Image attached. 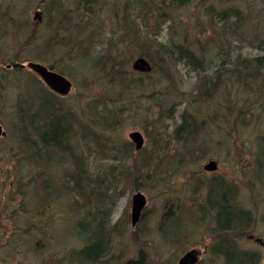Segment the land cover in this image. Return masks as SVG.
Segmentation results:
<instances>
[{
    "label": "rangeland",
    "instance_id": "374dc122",
    "mask_svg": "<svg viewBox=\"0 0 264 264\" xmlns=\"http://www.w3.org/2000/svg\"><path fill=\"white\" fill-rule=\"evenodd\" d=\"M48 1L0 0V90H4L3 97H6H0V124L7 132L6 137L0 138V264H51V260L66 264L69 258L66 253L70 248L81 245L80 235L84 233L79 228V220L86 216L85 211L79 208L84 202L79 197L66 196L64 183L69 179L66 172H63L66 166H57L56 173L49 170L59 185L56 196L53 199H44L42 196L32 204L27 200L28 210L44 203L41 212L49 222L46 231L39 229L37 235L47 237V252L39 251L37 256L42 255L36 257L27 251V247L13 249L5 245L13 244L15 239L12 238L16 226H13L10 219L14 215L11 210L18 207L22 199L12 194L14 175L19 173V168L24 170L23 165H16V159H21L18 154L22 147L17 141L14 107L12 110L19 96L15 84L22 83V86L28 87L34 81L32 86L35 88L31 86L33 89L40 90L42 86L28 70H24L21 75H10V68H13L15 62L29 61L52 64L65 73L74 87L64 103L84 118L88 124L83 122L90 128L99 130V127H95L98 121L97 124L90 122V117L94 116L91 114L92 101L101 95L105 99H109L106 96L117 98L113 102L107 101L111 107L118 108V113L121 110L125 112L124 122L117 128L105 131L108 145L124 147L129 141V133L139 131L145 139L141 149L144 158L153 161L155 167L159 158L173 160L171 166L159 172L157 177L149 174L155 170L153 168L148 175L141 174L138 178L134 176L132 183L118 185L101 205L108 227L117 225L118 231L114 230L113 233L114 247L116 251L122 248L124 260L137 256L141 250L147 253L148 264H176L185 252L199 249L202 263L222 264V259L215 260L214 257L213 261V255L209 252L213 243L210 229L213 222L210 216L192 225L178 244L169 243L162 236L160 228L168 198L178 202L177 208L181 207L182 211L188 209L192 214L191 209L201 198L191 196L195 179L208 181L214 176H223L235 182L239 204L253 210L256 215V226L242 239H237L238 246L259 250L262 255L259 264H264V162H261V172L255 170L260 147L257 139L264 135V87L253 81L244 84L238 80L237 73L232 71L238 58L264 56V0H192L177 6L173 0H100L94 7L93 16L85 15L82 18L74 11H67L70 23L68 31L53 41L43 36L51 30L47 28V22L44 23L48 18L50 20L49 14L44 11ZM36 11L42 13L43 20L32 26ZM236 11L245 17L238 26L233 17L228 21L219 19L223 12L232 14ZM89 18L92 20L90 25ZM74 24L80 27L75 29ZM30 27L38 30L32 39L30 35L34 30ZM84 34L87 35L82 38ZM135 36H139V40H135ZM157 43H185L197 51H202L203 45L208 43L210 49L199 72L184 62H173L169 64L170 79H167L161 72L164 63L156 56L159 47L150 46ZM86 51L91 54V57H87L90 63L94 57L99 58L105 54L114 56L111 59L121 63V69L128 77L138 78L134 85L139 87L130 89L121 80L122 86L119 78L111 84V77L102 78L99 65H94L93 72L90 63L86 67L80 65L82 52L84 54ZM146 51L154 55L152 59L157 63H154L155 71L152 74L140 73L132 68L137 57L149 61L144 56ZM218 53H221L219 58ZM70 56L74 59L69 60ZM244 62L248 64L241 60V65ZM220 65L222 69L218 74H221L222 84L219 86L213 83V79ZM126 75L122 74L129 83ZM202 81L208 83L205 99L204 95L199 97L194 93ZM161 97L166 98L165 106L157 107L155 103ZM170 105L175 107L173 118L168 117ZM236 108L240 111L229 113ZM184 115L194 123L195 134L185 145H180L173 138V133ZM230 117L233 120L227 123ZM193 144L198 145L199 149H195ZM87 147L91 150L88 167L93 177L99 175L103 178L109 165H118L109 155H101L90 144ZM134 151L133 156L125 159L126 163L132 164L139 160L138 152ZM160 151L164 155L158 158ZM210 160L218 162L216 172L204 171V165ZM244 161L251 164L250 169L244 170ZM24 175L27 176L24 181L28 180L30 171ZM62 184L63 189L60 186ZM138 191L147 197V204L140 224L133 228L129 221L131 198ZM74 200H79L78 210L73 205ZM92 211L96 213V206ZM15 212L22 216V222H27L23 211L16 209ZM183 216L186 221L191 220L189 213ZM20 233V230L15 232L17 235ZM116 251L114 253L117 257L119 253Z\"/></svg>",
    "mask_w": 264,
    "mask_h": 264
},
{
    "label": "trees",
    "instance_id": "16d2710c",
    "mask_svg": "<svg viewBox=\"0 0 264 264\" xmlns=\"http://www.w3.org/2000/svg\"><path fill=\"white\" fill-rule=\"evenodd\" d=\"M191 1L192 0H173L176 6ZM99 3L100 0H49L44 11L49 14L50 20L48 18V21H44V23L47 22V28L51 30L49 32L47 31L43 36L47 37L49 41L57 40L55 39L57 36L61 33H67L68 31L70 23L66 16L68 13L67 11H74L82 18H84L85 15L93 16L94 7ZM231 17L237 22V26L245 19L238 11L232 14L223 12L219 19L228 21ZM91 22L92 20L89 18V25ZM32 24V26H35L38 23L33 22ZM79 27V24L73 25L75 29ZM31 28L32 27H30V29ZM32 30L34 31L31 35L29 34L30 39H32L34 35H37L38 32L37 29L32 28ZM86 35L87 34H84V36L81 37L85 38ZM137 37L139 36H135V40H139ZM262 42L264 43V40ZM49 44L53 43H48V45ZM150 46L152 48L154 46L159 47H157L156 56L164 63L161 72L167 79H170V72H168L169 64L173 62H184V64L199 72L203 67L206 55L210 49L208 43L203 45L202 51H197L185 43H176L172 45L157 43ZM218 54L219 56L217 58L220 57L221 53ZM90 55L89 51H86L84 54L82 52L83 57L81 56L80 58V65H84L85 67L89 66L88 63L90 62H88L87 57H91ZM144 56H147L152 63V71L149 73L152 74V72L155 71L154 63L157 64L152 59L154 55L146 51V55ZM102 57L105 59H102ZM102 57H94L91 59L90 68L92 72V68L94 69V65L97 64L100 66V71L103 73V79L107 76L111 77L109 79L111 84L116 82L114 79L118 80L119 78L120 80L118 81H120L122 86V81H124L125 85L129 86L130 89L139 87V85H134L138 78L128 77L125 71L121 69V63H118L116 59H111L114 56L105 54L102 55ZM68 59L74 58L70 56ZM241 60L247 61L248 64L244 62L241 65ZM119 64L120 70L118 69ZM234 65L235 67L232 71L237 73L240 82L247 84L253 81L260 87H264V56L252 59L238 58ZM49 66L65 75L61 69L56 68L54 65L51 64ZM10 69V75L13 73L23 74V70L16 65ZM220 69H222L221 65L219 69L215 70L217 71V75H215L213 79V83H217L219 86L222 84L221 74H218ZM30 73L35 78V81H39L42 86L40 90L33 89L32 87L34 86H32V83L34 81L28 87L22 86V83L15 84L19 90L20 98H24L22 99L23 103L20 101L12 106V110L14 107L13 114L16 115L14 123L16 126L17 141L22 147L18 154L21 159H19V157L16 159V165H23L24 170L19 168V173L14 175L13 184H15V187L14 190H12V194L13 196L16 194L22 199L19 206L11 210L12 213L14 212V215H12L10 219L14 223L13 226H16V229L12 231V238L14 237L15 239L13 244L5 243V245L13 249L27 247V251H30V254L32 253V255L36 257L42 255L40 254L37 256L39 251L43 252L45 250L47 252V237L45 238V235H37V233L40 232L38 231L39 229L46 231L45 227L49 222L45 218V215H43V212H41L43 211L44 203L41 202L40 206L36 205V207L28 210L27 200L32 204L33 202H37L38 198L42 196H44V199H53L56 196L59 185L50 172H55L57 166L60 168L61 166H66L63 169V172H66L69 178L67 182L64 183V188L67 190L66 196L69 198L79 197L81 201L84 202V204L79 205V208L83 209L86 213V216L79 220V228L84 231V233L80 235L81 245L79 247H72L68 250L66 253L69 257L67 259V261H69L68 263L148 264V257L145 251L140 250L137 256L133 255L132 258L124 260L122 248H120L119 251L115 250V236H113V233L114 230L118 231L116 229L117 225L108 227L106 214L101 205L104 204V199L109 197L112 194L111 191L115 190L118 185L122 183H132L134 176L138 178L141 174L148 175L153 168H155V170L152 173L154 174L155 172L157 174H149L151 177H157L159 172L162 173V171L166 170L167 166H171L170 164L173 163V160L170 158L165 159L166 157L160 159L159 157L164 155V152L160 151L157 156L160 161L155 167L153 161L147 160L142 156L144 151L142 152L139 150L137 151L140 157L138 158L139 160L132 162V164L126 163L125 159L135 154L134 146L129 141L124 147H119L115 144L108 145V142L105 140L107 138L104 136L105 131L117 128L123 125L122 123L124 122L123 115H125V112L121 110L118 113V108L116 106L111 107L107 101L110 100L113 102L114 99H117L116 97L106 96L109 99H105L103 98L104 95H101L92 101L93 107L91 105V114H94V116L92 115L90 117V122L96 123L98 121L95 127H99V130H95L92 127H88L83 122L85 121L84 118H81L78 113L67 107L64 103L66 97L55 94L49 90L36 75L32 72ZM122 74H125L129 78V83L127 82V78L123 77ZM209 79L210 78H208V80ZM140 80L141 79H139V81ZM199 85L200 86L197 87L194 93L199 97L204 95L205 99L208 94V83L202 81ZM199 97L193 98L197 99ZM165 99V97L158 99L155 103L156 106L164 107ZM29 104L30 106L37 107V109L29 113L26 109V106ZM170 107L171 110L169 111L168 117L173 118L172 112H174L175 107L171 105ZM235 111H240V109L236 108L229 113ZM190 120L189 118H185V115L182 116V120L174 130L173 138L180 145H185L194 137L195 126ZM232 120L233 119L230 117L227 123L232 122ZM159 136H161V134H159ZM257 142L260 143V147L257 151L258 157L255 170L261 172V167H263L261 162H264V135H261L257 139ZM87 144L96 148L101 155H109L113 158V161L118 162V165L115 163L109 165V170L107 169L106 175H104L103 178L99 175H97V177H93V174L91 175L88 167L91 150L90 147H87ZM197 146L198 145L193 144L195 149H199ZM165 164L167 165L165 166ZM52 167L54 168L52 169ZM250 167L251 164L244 161V170L250 169ZM21 171L25 172L20 173ZM29 171V179L24 181L27 178L24 174ZM0 174H2V172ZM250 181L254 184L251 178ZM6 182L7 181L4 183ZM60 186L61 189H63V184ZM196 195L201 198L197 200L194 205L196 209H191L192 214L187 211L188 209L182 211L183 209L181 207L177 208L176 205L178 202H176L175 199L168 198L166 200L167 210L162 216L163 225L160 228L162 236L166 238L169 243L178 244L192 225H196L199 223L197 222L198 220L201 222L205 220L207 216H210L213 222L210 228L213 243L210 246L209 252L213 255L211 256L213 261L215 257V260H218V258L222 259V264H259L262 259L259 250L242 249L238 246L239 242L237 239H242L241 237H244L251 228L256 226V215L253 210L239 204L235 182L223 176H214L208 181L196 178L191 196L194 197ZM49 200L50 199H48V201ZM78 201L79 200L72 201L75 209L78 208ZM96 201L98 202L94 204ZM95 206L97 211L93 213L92 209ZM16 209L18 211H23L27 222H22V216H19V213L17 214V212H15ZM45 210L46 208L44 209V214L46 213ZM194 210L199 211L197 212ZM184 213L185 215L189 213L191 218L190 221L184 219ZM23 223L25 224L24 227H22L24 225ZM18 230L22 231L19 235L15 234ZM123 233L124 229L120 234L123 235ZM15 235L17 236L15 237ZM27 240H30V242ZM114 251L119 253L117 257ZM125 254L127 253L125 252ZM56 262L57 261L54 262V260H51V264H65L63 261ZM197 264L204 263L199 261Z\"/></svg>",
    "mask_w": 264,
    "mask_h": 264
},
{
    "label": "water",
    "instance_id": "95a60500",
    "mask_svg": "<svg viewBox=\"0 0 264 264\" xmlns=\"http://www.w3.org/2000/svg\"><path fill=\"white\" fill-rule=\"evenodd\" d=\"M34 18L36 20H41L40 12H36ZM22 67H26L35 72L49 87L51 91L60 95L67 96L72 88V81L64 76L61 73H58L49 67L35 62H29L27 65H21ZM133 69L142 73H149L152 70L150 63L143 57L137 58L133 65ZM0 135H5V132L2 130V126L0 125ZM132 142L135 144V148L137 150L141 149L144 145V138L141 132L133 131L129 135ZM204 169L206 171H215L217 170V163L215 161L208 162ZM146 206V198L141 193H137L132 198V216L131 223L132 226L135 227L137 223L141 219L142 211ZM199 251L196 249L190 250L186 252L178 261V264H197L199 258Z\"/></svg>",
    "mask_w": 264,
    "mask_h": 264
},
{
    "label": "bare ground",
    "instance_id": "6f19581e",
    "mask_svg": "<svg viewBox=\"0 0 264 264\" xmlns=\"http://www.w3.org/2000/svg\"><path fill=\"white\" fill-rule=\"evenodd\" d=\"M33 20H34V22H36L37 20L33 17ZM141 57V56H140ZM140 57H137V58H140ZM136 58V59H137ZM148 61V60H147ZM30 62H35V63H40V64H43V65H45V66H48V67H50L49 65H46V64H44V63H41V62H38V61H30ZM149 62V61H148ZM150 63V62H149ZM14 65H16V66H18L21 70H28V71H30V72H32L34 75H36L38 78H39V80L49 89V87L45 84V82L35 73V72H33L31 69L29 70V69H27L26 67H22L21 65H23V63H18V62H15L14 63ZM150 65H151V63H150ZM14 67V66H13ZM51 68V67H50ZM52 69V68H51ZM52 70H54V69H52ZM54 71H56V70H54ZM57 72V71H56ZM73 83V82H72ZM50 90V89H49ZM3 92H4V90H0V97L2 96L3 97ZM6 94V93H5ZM5 97V96H4ZM3 97V98H4ZM6 98V97H5ZM22 99H24V98H20V96H17L16 97V99H15V101H14V104H16V103H18V102H22ZM26 100V99H25ZM28 101V100H27ZM23 103V102H22ZM27 108V111L30 113V111L31 112H33L35 109H37V107H34V106H30V104L29 105H27L26 106ZM2 130H3V132H5V135H0V138H3V137H6V135H7V132L4 130V128H2ZM129 135H130V133H129ZM143 135V134H142ZM143 138H144V136H143ZM129 142L134 146V149L136 150V151H139V150H141L143 147H144V145H143V147L141 148V149H139V150H137L136 148H135V144L132 142V140L130 139V137H129ZM144 144H145V139H144ZM210 161H215V160H210ZM209 161V162H210ZM216 162V161H215ZM217 163V169H218V162H216ZM137 193H141L142 195H144L142 192H140V191H138V192H136L135 194H137ZM135 194H133L132 195V198H133V196L135 195ZM145 196V195H144ZM132 198H131V210H130V215H129V221H130V225H132V223H131V216H132ZM145 198H146V204H147V197L145 196ZM140 224V221L137 223V225L136 226H138Z\"/></svg>",
    "mask_w": 264,
    "mask_h": 264
}]
</instances>
